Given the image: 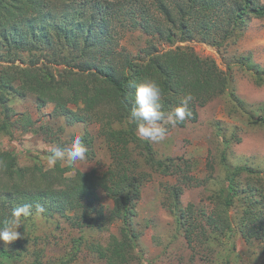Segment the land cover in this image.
<instances>
[{
	"label": "rangeland",
	"instance_id": "1",
	"mask_svg": "<svg viewBox=\"0 0 264 264\" xmlns=\"http://www.w3.org/2000/svg\"><path fill=\"white\" fill-rule=\"evenodd\" d=\"M143 1L142 9L125 1L121 8L114 7L102 17L97 4H114L111 0H54L41 16H30L32 24L8 28L6 33L32 41L35 32L40 36L35 52L38 65H46L52 55L63 54L61 36L81 33L93 23L91 32H85L99 40L88 52L93 63H99L106 52H114L120 63L128 55L146 60L151 54L188 46L230 74L232 86L197 106L195 121L171 126L162 142L148 141L155 158L172 161L168 173L150 168L139 149L129 145L132 149L125 163L140 182L131 201L134 214L124 216L125 236L121 232L124 217L114 216L113 201L98 189L95 204L85 217L77 218L70 210L64 212L70 218L60 213L47 217L33 213L29 220L22 217L21 227L28 229L34 223L32 236L24 239L27 232L20 227L24 241L8 245L0 241V253L11 256L6 264H264V18L245 16L226 40L211 31L169 45L162 33L170 24L155 8L161 0ZM163 1L173 7L169 0ZM259 3L264 7V0ZM44 31L48 42L41 40ZM29 61L26 51L14 49L0 37V68L10 64L24 67L31 64ZM10 79L12 88L19 85L15 78ZM11 87L0 89L4 93L0 123L5 118L12 132V136L0 133V151H15L18 144L23 151L16 157L18 167L50 169L46 165L49 147L69 146L77 135L83 137L87 152L75 164H57L55 168L68 169L66 177L77 170L85 173L94 169L102 174L115 161V142L81 104H67L70 113L53 102L40 106L37 94H19ZM222 154L224 164L240 169L230 179L234 196L229 202L225 199L227 174ZM174 189L179 193L177 198L173 197ZM250 215H256L257 222L249 221ZM179 218L186 221L184 225ZM185 228L190 229V242ZM120 242L121 259L113 252Z\"/></svg>",
	"mask_w": 264,
	"mask_h": 264
},
{
	"label": "trees",
	"instance_id": "2",
	"mask_svg": "<svg viewBox=\"0 0 264 264\" xmlns=\"http://www.w3.org/2000/svg\"><path fill=\"white\" fill-rule=\"evenodd\" d=\"M54 0H0V37H3L14 49L27 52L30 65L19 67L13 64L0 68V89L4 86L11 87V79L15 78L19 85L11 87L14 92H31L37 94L40 106L46 102L55 103V107L66 109L67 104H81L88 116L100 124L104 134L115 142L112 165L102 174H96L94 169L89 172L75 171L72 177H66V168L44 169L40 165L33 167H18L16 157L22 153L19 145L15 143V151H0V221L11 214V210L23 204L32 205V213L36 212V205L45 209L39 213L43 217L70 210L75 217H85L96 201V191L102 190L114 203V216L124 217L125 214L133 215V197L138 193L139 179H134L132 168L128 167L125 159L130 152V144L139 149L145 163L163 174L168 173L172 161H162L153 155L147 140L140 138L135 131V124L129 120V109L132 106L131 93L134 89L129 85L132 82L140 83L143 80L153 79L162 89L160 103L162 111L167 115L181 101L190 95L188 102L191 117L177 125L183 126L187 120H196V108L203 105L213 95L224 93L232 86L230 74L218 69L212 59L201 58L188 46L175 47L162 53H154L145 59H132L126 56L117 63L114 52L101 55L99 63H93V56L88 55L94 40L85 34L91 32L84 29L81 33L65 34L61 36L63 54L52 55L49 64L38 65L39 55L37 43L40 36L34 32L30 41L26 36L10 35L8 28L18 29L22 25L31 23L30 16L37 13L41 16L44 10L50 7ZM69 1V0H63ZM114 4L98 3L102 10V17L114 7L121 8L123 2L135 9V6L144 8L143 0H111ZM161 0L155 8L157 12L166 17L169 28L163 34L164 42L173 45L175 41L190 39L193 35H204L207 32L220 34V39L226 40L236 28L242 24L247 15L254 18H264V7L259 0H169L173 5H168ZM230 4V5H229ZM96 5L94 6L97 9ZM221 14V17H220ZM174 16V17H173ZM220 17V19H219ZM28 18V21H19ZM176 18V19H175ZM179 37L175 38V34ZM44 31L41 40L48 42ZM60 37V36H59ZM99 42V40H97ZM211 42H215L212 38ZM70 48L65 52L64 49ZM32 58H35L32 61ZM58 64L61 68H53ZM4 93H0V101ZM5 106H3L4 108ZM263 120V119H262ZM169 130L171 125L166 126ZM0 133L12 136L10 124L5 118L0 123ZM109 139V140H110ZM83 140V137H82ZM221 161L226 169V183L224 189L228 191L225 199L234 196L230 189V179L239 172V168L230 169L225 163L224 154ZM173 197L179 193L172 191ZM228 205V204H227ZM81 214V215H80ZM65 218H70L66 215ZM25 218V217H24ZM81 218V217H80ZM245 217H243L244 219ZM256 215H250L249 221L257 222ZM27 220L30 219L26 217ZM124 225L121 232H127V216L122 219ZM182 225L186 221L180 220ZM262 223V222H261ZM78 225V223H77ZM26 230L28 239L32 236L34 223L21 227ZM260 228V227H259ZM263 228V227H262ZM187 242L191 240L190 229L184 231ZM23 239H21L22 242ZM24 241V240H23ZM118 243L114 248V255L122 258ZM11 256L5 251L0 253V264H6ZM31 264H40L35 261ZM61 264H67L66 261Z\"/></svg>",
	"mask_w": 264,
	"mask_h": 264
},
{
	"label": "clouds",
	"instance_id": "3",
	"mask_svg": "<svg viewBox=\"0 0 264 264\" xmlns=\"http://www.w3.org/2000/svg\"><path fill=\"white\" fill-rule=\"evenodd\" d=\"M134 89L131 93L132 106L129 109V120L135 124L136 134L150 142H162L167 135V127H175L182 123L186 118L191 117L188 109V102L192 99L190 95L181 101V105L176 107L172 112L167 114L162 111L160 103L162 89L161 86L153 79H145L140 83L132 82L129 85ZM87 148L82 141V137L77 135L73 138L72 143L66 147L58 145L50 146L46 155V165L48 168H55L58 163L75 164L78 160H83ZM45 211L42 205H36V212ZM32 213V205L23 204L16 206L11 210V214L3 221H0V241L5 245L21 239L18 229L22 226V217H29Z\"/></svg>",
	"mask_w": 264,
	"mask_h": 264
}]
</instances>
